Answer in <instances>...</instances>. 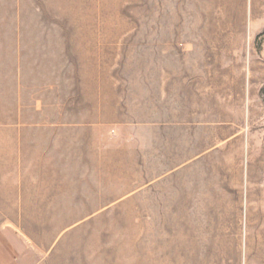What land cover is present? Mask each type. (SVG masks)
I'll return each mask as SVG.
<instances>
[{
  "label": "rangeland",
  "instance_id": "rangeland-1",
  "mask_svg": "<svg viewBox=\"0 0 264 264\" xmlns=\"http://www.w3.org/2000/svg\"><path fill=\"white\" fill-rule=\"evenodd\" d=\"M0 39V264H264V0H0Z\"/></svg>",
  "mask_w": 264,
  "mask_h": 264
},
{
  "label": "crops",
  "instance_id": "crops-1",
  "mask_svg": "<svg viewBox=\"0 0 264 264\" xmlns=\"http://www.w3.org/2000/svg\"><path fill=\"white\" fill-rule=\"evenodd\" d=\"M29 44H23V42L20 40V41H13V40H2L0 39V50L1 49H5V50H13V49H16V50H21L23 49V47H27ZM38 46V45H37ZM102 189H97L96 190V196L92 197L91 199L93 200H96V201H108L110 199H119L118 197H112L110 198L108 196V191L106 190V194L103 196V192L101 191ZM48 196L46 197H43V198H37V201H40L41 200H44V201H48L49 198H47ZM16 198V195L14 194H8V192H2L0 193V202H2L1 206L3 207H8L9 206V203L8 204H3V202H12L14 201ZM39 206V205H38ZM44 207H46L47 209H54L56 208L55 206H50L49 204H44L43 205ZM10 208V207H9ZM56 209H59V208H56ZM50 215H58V216H68V215H78L76 213H68V212H56V213H49ZM79 215H91L90 213H82V214H79Z\"/></svg>",
  "mask_w": 264,
  "mask_h": 264
},
{
  "label": "bare ground",
  "instance_id": "bare-ground-1",
  "mask_svg": "<svg viewBox=\"0 0 264 264\" xmlns=\"http://www.w3.org/2000/svg\"><path fill=\"white\" fill-rule=\"evenodd\" d=\"M2 101H3V100H0V115H2V114L4 115V110H3V109H4V108H3V107H4V103H3ZM0 119H1V118H0ZM3 120H4V119H3Z\"/></svg>",
  "mask_w": 264,
  "mask_h": 264
}]
</instances>
